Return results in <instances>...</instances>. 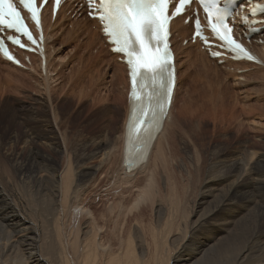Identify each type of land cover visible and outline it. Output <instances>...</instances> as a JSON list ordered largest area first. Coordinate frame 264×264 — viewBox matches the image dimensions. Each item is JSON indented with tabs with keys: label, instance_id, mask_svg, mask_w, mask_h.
I'll list each match as a JSON object with an SVG mask.
<instances>
[{
	"label": "bare ground",
	"instance_id": "obj_1",
	"mask_svg": "<svg viewBox=\"0 0 264 264\" xmlns=\"http://www.w3.org/2000/svg\"><path fill=\"white\" fill-rule=\"evenodd\" d=\"M73 5L74 3L70 1L65 4L55 22H52L49 15L45 14L47 31L46 72L44 75L41 71V62L34 55H31L32 65L28 71L39 74L47 90H54L55 87H51L49 81L53 80V83H55L60 80L62 61L59 57L67 48L71 47L68 60L63 62V66L73 62L75 65L76 62L75 66H71L72 75L67 82L68 90L71 93L70 91L80 89L77 97L83 99L93 95L98 89L99 80L95 73L98 74L104 69L113 70L111 86L114 87L120 84L122 90L117 92L109 89L108 95L106 94L104 98L95 96L100 102L107 101L111 104V101L115 105L124 98L121 131L118 132V136L113 137V131H110L112 130L110 128L112 123L110 122L111 124L109 123L110 125L108 124L107 127L109 131L106 132L104 129L103 132L94 133L88 139L84 129L87 127L86 123L82 125L77 123L71 128V124H67L66 117L59 116L60 114L56 113L54 107L53 115L56 124L49 119L46 112L41 113L39 111L41 113L39 116V130H31L30 135L27 132V134L25 132L21 134L20 131H15L11 137H8L9 140L0 138V161L3 163L0 167V264H142L140 258L143 256V251H141V256L138 258L135 255L137 252H134L131 237L125 238L124 232L115 230L112 226L114 230H110L111 232H109V229L107 230V226H105V229L104 226H99L97 222L100 221L96 218L95 213L98 210L92 209V205L104 197L110 213L104 216L106 214L104 211V214L99 212L100 215L102 214V219L111 222V219H113L111 214L113 215L115 211L127 205V203H125L126 205L123 203L124 198H126L124 197L126 191L127 194L137 192V197L132 200L134 204L131 203L133 206L136 203L150 199L154 191L152 185L155 176L157 177L156 173L166 174L171 170V161L177 146L176 139L177 137L180 138L181 134L187 135L184 130L186 129L185 126L191 124L186 120V117L190 113L193 117V114L197 112L194 106H199V111H201L198 121L208 116H216L222 122L225 119L223 114H225L227 108L223 105L221 88H217L216 92L212 91V96L209 97V94L206 101L202 104L199 103L200 105L195 104L189 94L188 100H185L184 104L178 107L177 95L183 75L181 69L184 68L182 66L186 64H189V66L202 65L206 68L213 65L216 70L222 71L226 78H235L236 80H245L246 78L249 82L259 80L261 84L259 88L264 89V22L257 25L258 28H262L259 36L256 37V40L261 39V44L252 43L253 49L263 61L262 65H258L244 60L232 61L229 59H225L223 63L219 64L218 60L209 58L202 51L199 43L189 42L183 46L181 43L189 38L192 28L189 27V24L183 23V18L174 20L172 22V32L178 72L175 99L165 120L162 121L160 130L155 134V139L149 146L145 162L136 169L127 170L124 165V144L126 125L130 109L133 107V104L127 98L129 92L127 69L119 61V55L109 50L97 20L84 15L85 18L81 21L76 17L71 19L69 17L71 14L67 15L70 10L74 9ZM244 13L245 15L250 13L252 16L255 15L253 9L249 7L245 9ZM257 19L264 20V15ZM67 23L71 25L68 30L66 29ZM237 28L238 31L243 29L238 21ZM72 47H75V49H72ZM55 59L59 61L57 66H55ZM20 70L21 68L14 66L0 56V77L5 78V73L19 72ZM26 86H28L27 83ZM1 89L3 87L0 88V92ZM262 92H257L258 97L264 94ZM260 99L264 100V98ZM235 104H242L237 96ZM36 109L34 110L36 111ZM241 109L239 113L236 110L232 111L231 117L238 121L237 123L241 119H247L244 128H246V131L253 133L252 136L263 135L264 124L258 123L261 120L264 121V109L253 107V105H242ZM111 111L117 113L113 109ZM256 120L260 121L256 124ZM51 121L55 126L57 125V128L54 124L51 125ZM225 122L227 123L228 120ZM29 123L31 124L30 121ZM255 125H258V127ZM222 126H224L223 123ZM200 128H202V124L198 122V129ZM258 132L261 133L257 134ZM147 137L143 136L141 140ZM38 142L39 149L36 147ZM20 144H26L30 147L29 157L31 163H26L25 159L21 160L16 152L13 153L11 159L7 155L5 160L2 159V153L4 152L2 150L9 146V149L11 148L14 151ZM223 145L227 147L226 144ZM221 146L220 143L215 145L217 153L214 155V161L210 166V170L219 167V171L214 169L216 171L213 170L210 173L204 185L206 191L203 192L201 197L204 201H210V209L207 214H201L190 225L183 224L184 231L179 229L184 234L181 238V240L183 239L182 244L178 247V264H219L215 258L218 254L223 257L221 253H224L225 256L227 253L229 254L231 259V261L228 260L229 264H264V154L246 147L240 153H232L233 155L230 157L223 158ZM184 150L191 161L190 150L186 143L184 144ZM99 155L102 157L100 163L88 167L87 161L94 160ZM131 158L134 160L135 157ZM60 159H63L61 165ZM188 163L191 164V162ZM204 163V158L201 157V162L195 167L196 170L202 169ZM188 167L181 163V169L186 174L187 179L194 181L197 172L194 165L193 168L189 169ZM141 175H145L146 182L144 181L143 185H138ZM166 178V183L168 181L169 184V176ZM103 182H106L104 187H108L105 192L100 191ZM213 200H215L214 203ZM199 204H202V200L199 201ZM133 206L130 205L129 207ZM251 210H257L258 214L252 225L248 227V222L253 220L250 217ZM99 212L97 215H99ZM114 219L113 221H115ZM171 220H165L162 229L159 225L161 230L157 228L159 230H157L158 236H161L164 241L167 240L168 235L172 233L171 231L175 227L174 220ZM117 222L113 224L116 225ZM177 225L179 224H176V227H178ZM215 229L218 230L220 237L212 245L210 242L212 232ZM228 231L230 232L228 239L222 243ZM111 237H114L115 241L111 242ZM178 239V236L171 238L172 242ZM160 245L159 247H161ZM159 247L157 246V248ZM225 264L227 263L225 262Z\"/></svg>",
	"mask_w": 264,
	"mask_h": 264
},
{
	"label": "rangeland",
	"instance_id": "obj_2",
	"mask_svg": "<svg viewBox=\"0 0 264 264\" xmlns=\"http://www.w3.org/2000/svg\"><path fill=\"white\" fill-rule=\"evenodd\" d=\"M70 14L71 16L69 17L71 19L75 18L73 17L71 10L69 11L67 15H70ZM76 18H79V20L82 21L85 18V16L84 15L76 16ZM70 28H71V25H68L67 23L66 29L68 30ZM184 42L185 41L181 43L183 46H185ZM72 49H75V47H72ZM70 50H71V47L67 48L59 57L60 61H62V64H61L62 71L60 73V80H58V82L56 81L55 83H53V80H51L52 82L49 81L50 86L51 87L54 86L56 90L55 89L47 90L44 86L43 80L39 77V74L32 73L22 68L19 72L5 73L4 77L6 79L3 77H0V88L3 87V89H1V92H0V99H1L0 100V138H3L4 140L6 139L9 140L8 137H11L15 133V131L16 132L20 131L21 134H24L25 132V134L28 133L30 135V133L33 130H36V129L39 130V116L41 113L46 112L47 115L49 116V119L55 122L56 124V119L54 118V115H53L54 107L56 109V113L60 114L59 116L66 117V120L68 122L67 124L69 125L71 124L70 126L71 128L77 123L78 124L81 123V125L86 123L85 125H87L88 128L85 127L84 129L86 131L85 134L88 135V139H90L91 135H93L94 133L103 132L104 129L106 130V132L109 131V128L107 127L110 122L112 123V124L110 123L111 125L109 124L111 126L110 128L112 129L110 131H113L112 136L115 137L119 135L121 131V125H122V115L121 114H123L124 112V98L118 104L115 105L111 101H110L111 104H109V102L107 101L100 102L98 101V99H96V96H95L97 95L98 97L104 98L106 97V94L108 95L109 89H111V91L115 90L117 92H120L122 90V86H120V84L115 85L114 87L111 86V80H113L112 79L113 70L104 69L102 72L98 74L95 73V75L97 76L99 80L97 91L93 95L87 96L83 99H79L77 97V94H78V90L80 89L70 91L71 93H69V90H68L69 86L67 85L68 79L72 75L71 66L73 67L74 62L67 66H63V62L67 61L70 56ZM54 61H56V59ZM58 62L59 61H56L55 66L58 65ZM75 65H76V62H75ZM182 67H184L182 68L184 70L181 69V71L183 72V75L181 78L182 81L180 83L179 92L177 95L178 107L183 105L185 100L186 101L188 100L187 97L189 96V94H190L191 99L195 102V104L200 105L199 103L202 104L206 101L207 96H209V94H210L209 97L212 96L211 95L212 91L216 92L217 88H221V91L223 94V100H224L223 105L226 106L227 108V111L225 112V114H223L225 116V119L222 122L221 119L217 118L216 116H212V117L208 116V117H203L201 121H198L201 111H199L200 110L199 106H194L197 112L193 114V117L191 116L192 113L188 114V116L186 117V120L191 124L189 126L186 125L187 127L185 126L186 129L184 130L185 132H187V135L181 134V137H180L181 139L179 137H177L176 139L177 146H176V149L174 150V156L171 161V170H169V172H167L166 174L164 173L165 175L161 174V172L156 173L157 177L155 176V180L152 185V189L154 191H153V195L150 196V199H147L145 202L143 201L144 203L143 202L136 203L140 205L135 204L134 205L135 207H134L132 205L134 204L133 203L134 201L132 202V200H135V198L137 197V192L136 191L131 192V193L129 192L130 193V196H129V193L127 194V191H126L125 193L126 195L124 194L125 195L124 197H126L124 198V200L126 201L124 202L123 200V203L124 205H126L125 203H127V205L126 207L123 206L122 209H118L117 211H115L114 213L115 215L111 214V216H113V219L116 215H117L116 218L119 216L117 220L116 218L114 219L115 221L111 219V222H106L107 220L105 221L104 219L101 218L102 214L100 215V212H103V211L106 213L104 214L103 212L104 216H107V214L109 215L110 213L108 210L107 202L104 197H102V199L100 200H97V202L94 205H92V209H94L95 211L98 210V212L100 211L99 215H97L98 212H95L97 216L96 218L98 219V221H100V222H97V224L99 223V226H102V227L104 226V229H105V226H107L106 228L107 230L109 229V232L113 231L114 229L115 230L117 229L118 231L124 232L125 238L131 237L134 252L135 253L137 252L135 255H137L138 258L139 256H141V251H143L142 252L143 256L142 258H140V260L142 259V264H178V261H177V256L179 253L178 247L180 244H182L183 239L181 240V238L184 234L183 231L185 229L183 227L184 226L183 224L190 225L201 214H207L208 210L210 209V201H204L201 197H202L203 192L206 191V188L204 185H205L207 178L209 177L210 173H212L213 170L216 169V168H212L210 170L211 163L214 161V155L217 153V148L215 147L216 144H219V143L220 145L222 144L221 149L223 150V154H222V156H224L223 158H228L233 154L240 153V151H242L246 147H248L251 150L257 151L258 153L264 154V133L261 136L254 137L252 136L253 133L246 131V128H244V124L246 123L247 119L246 120L241 119V121L237 123L238 121H236L233 117H231V114H233L232 111L236 110L239 113L242 110L241 109L242 105H245V106L253 105V107H260L264 109V104H263L264 100L260 99V98H264V94H262L263 97L262 95L259 96L260 98L257 95V92H262L264 90V89L259 88L260 87L259 85H261L259 83V80H256V81L251 80L249 82L248 79L246 78L245 80H236L235 78H226L223 75L222 71L216 70L213 67V65L205 68L202 65L189 66V64H186ZM26 83L28 86H26ZM215 83L216 84L218 83L217 84L218 87L216 86ZM62 89L63 91H61ZM235 95L239 98V101L242 104L240 105L235 104V99H236ZM204 96L206 97L204 98ZM257 100H258V103L256 102ZM1 101H3L4 103ZM117 105L118 107H116ZM260 105H263V106L261 107ZM39 106L40 107L43 106V107L40 108ZM50 106L51 108H49ZM34 107L38 109V111L36 109L37 112L34 110L35 109ZM112 109L114 112H117V113H112L111 111ZM236 111L235 113L238 114ZM213 117L215 118L213 119ZM194 118L197 120H195ZM73 119L75 120L74 123H73L74 121ZM68 120L70 121V123ZM226 120H228L227 123L225 122ZM229 120H230V123H229ZM29 121L31 122L32 125L29 123ZM259 121L260 120H256L255 123L256 122L258 123ZM53 122L51 124L52 126L54 124ZM198 122L202 124V128L200 129H198ZM222 123L224 126H222ZM241 123L243 124V126L241 125ZM262 123L264 124L263 120H261L258 124H262ZM252 124L254 125V123ZM240 125H241V128H240ZM27 126H30V127H27ZM255 126L258 127V125H255ZM55 127L57 128V125ZM259 128H262V127H259ZM248 130H250V128H248ZM260 133L261 132H258L257 134H260ZM196 138L197 139L199 138V139L197 140ZM185 143L187 144L190 150V156L192 158L191 161L189 160V157L186 151L184 150ZM223 144H226L227 147L224 146ZM36 147L39 149V142H38V145H36ZM29 148L30 147L27 146L26 144H20L13 151V149L11 148L9 149V146H7L5 150H2L4 151L2 153L3 154L2 159L5 160L7 156L11 159L12 156L16 152L17 155L19 154L18 156L20 157L21 160L25 159L26 163H31L32 161L29 157V154H30ZM45 151L48 152L47 150ZM201 157L204 158V161H205L204 166L202 169L196 170L195 167L197 166V164L199 165V163L201 162ZM101 159H102L101 155L97 156L96 159L94 158V160L90 159L89 161H87V166L88 167L95 166L100 163ZM62 160L63 159H60V165L62 163ZM188 162H191V164H189ZM181 163H184L187 167L189 166L188 167L189 169L193 168V165H194V169L197 172V177L194 178V181L192 180L189 181L187 179L186 174L181 169ZM2 164L3 163H1L0 161V167L2 166ZM217 169L219 171V167ZM216 170H214V172ZM221 170H224V169H221ZM165 176L166 177L169 176V184H168V181L166 183L165 179L167 178ZM139 179H140L138 181L139 183L137 182L138 185L139 184L143 185L146 182L145 175H141ZM104 183L106 182H103L100 186L101 188L100 191L102 192L103 191L105 192V189L108 188L106 186H105L106 188L104 187L105 185ZM127 199H128V202L130 201V203L127 202ZM200 200H202V204H199ZM215 200H213V203L215 202ZM129 204L133 207H129L130 206ZM250 214H251L250 217H252L253 220H251V218L248 217L249 220H251L248 222V227L249 225L250 226L252 225L258 212L257 210H251ZM168 219H170L171 221L174 220L175 223L174 222L173 223L175 224V227L174 229H172L173 230L171 231L172 233L168 235L167 240L164 241L163 238H161V236H158L157 232L162 229L161 228L162 226L164 227V224H165L164 222L165 220H168ZM116 221H118L117 222L118 224H116L117 226L113 224ZM105 222L106 224L107 223L109 224V227H108V224L107 225L105 224ZM97 224L96 226H98ZM176 224H179L180 226L177 225L178 227H176ZM159 225L161 229H159ZM111 226L114 229H112ZM179 229L181 230L183 229V231H180ZM229 234L230 232L228 231L225 234L226 237L225 239H223L222 243L228 239ZM177 236L179 237V239L176 240L177 242L176 241H174L175 243L172 242L171 238H174ZM219 237L220 235L218 233V230L217 229L213 230L212 240L210 243L212 245L215 244ZM113 238L110 240L111 242L115 241V238L114 239ZM159 244H161L160 246L163 248L159 247ZM155 245H157L159 248H157V246L155 247ZM221 254L223 255V257L220 256V254H218V256L215 258L218 261L217 263L225 264L226 262L227 264H229L230 263L229 261H231L229 254L227 253L226 256L224 253H221Z\"/></svg>",
	"mask_w": 264,
	"mask_h": 264
},
{
	"label": "snow or ice",
	"instance_id": "obj_3",
	"mask_svg": "<svg viewBox=\"0 0 264 264\" xmlns=\"http://www.w3.org/2000/svg\"><path fill=\"white\" fill-rule=\"evenodd\" d=\"M199 2L207 14L208 26L213 36L218 38L228 51L234 53L236 58L258 61L254 54L232 36V28L228 20L234 9L230 6V0H226L223 7L220 5V0H199ZM20 3L39 25L41 9L37 7L36 0H20ZM189 3L190 0H179L172 15L181 14ZM89 7H95L93 0H89ZM168 8L169 0H99V19L104 24V30L118 46L115 50L126 55L130 66L132 98L139 104V115L133 117V132L138 135L150 137L151 130L158 123L159 116L164 114L171 95L172 57L167 37L172 16L168 14ZM260 11L264 12V6L260 7ZM195 24L196 35H202L203 29L198 18ZM0 25L23 32L29 40L36 43L13 0H0ZM204 40L207 42V37H204ZM13 42L20 43L17 39ZM0 49L4 50L8 59H14L2 41H0ZM212 54L219 55V53ZM147 79L158 83L159 89L154 93L146 94L147 104H145V99L137 92V84ZM142 126L143 131H141Z\"/></svg>",
	"mask_w": 264,
	"mask_h": 264
}]
</instances>
